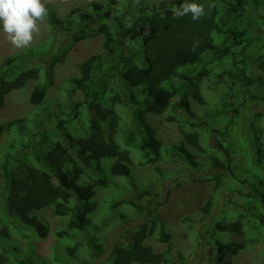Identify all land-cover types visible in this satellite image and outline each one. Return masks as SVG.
Listing matches in <instances>:
<instances>
[{
	"label": "trees",
	"instance_id": "1",
	"mask_svg": "<svg viewBox=\"0 0 264 264\" xmlns=\"http://www.w3.org/2000/svg\"><path fill=\"white\" fill-rule=\"evenodd\" d=\"M42 2L52 34L63 29L72 39L50 59L28 47L0 62V108L9 93L31 82V108L24 116L0 122V137L8 134L0 158L5 178L0 188V264H32V250L17 256L13 236L43 240L50 233L58 243L64 241L59 245L65 255L53 253L64 264H169L172 235L158 213L166 199L158 200V193L147 187L124 197L123 189L114 187L110 199L96 200L98 190L116 186L115 178L136 187L132 150L141 166L156 164L164 155L181 161L183 168L195 170L203 163L215 169L189 178L212 182L213 190L222 185L219 194L230 193L231 206L211 214L214 224L199 230L200 235L210 230L213 264H227L262 242L257 236L249 239L251 245L226 237L244 238L255 228L243 221L245 213L235 210L253 213L258 207L252 199L264 205V116L241 109L264 106V0H197L205 8L197 21L190 15L173 18L171 9L183 0L159 8L147 0H93L87 7L99 24L74 28ZM98 34L103 36L102 52L85 58L78 74L66 79L62 99L48 98L56 65L65 62L73 44ZM31 58L40 65H28ZM77 89L82 99L74 98ZM149 113L174 124L179 138L161 141L147 120ZM155 168L159 175L162 170ZM104 205L108 211L111 206L132 207L145 216L133 226L129 243L108 249L99 229L116 221L112 213L99 211ZM215 205L216 195L210 194L200 212L210 214ZM44 212L63 224L51 230ZM118 216L119 223H128L124 214ZM259 216L263 228L264 213ZM72 233L86 241L74 240ZM260 235L264 237V229ZM151 237L166 249L156 251L148 242ZM80 249L84 259L79 260ZM262 253L256 264H264V248Z\"/></svg>",
	"mask_w": 264,
	"mask_h": 264
},
{
	"label": "rangeland",
	"instance_id": "2",
	"mask_svg": "<svg viewBox=\"0 0 264 264\" xmlns=\"http://www.w3.org/2000/svg\"><path fill=\"white\" fill-rule=\"evenodd\" d=\"M42 1L47 3V5L54 10L56 17L58 16L64 22L69 20L72 23V28H74L76 24H80L83 27H93L99 24L96 17L97 15L87 7L88 3L93 0ZM171 1L173 0H147L148 3H153L157 8L164 7ZM94 17H96V20L93 19ZM47 19L48 17L46 15L36 22L38 32L33 33V40L27 47H14L9 42L6 34L0 32V62L6 56L15 51L28 47H31V50L33 51L45 52L47 59L55 56L57 51L68 44L72 38L71 34L63 29H56L54 36L50 31L51 29ZM102 42L103 36L102 34H98L92 38L78 41L71 46L66 54L65 62L57 64L54 68V84L48 90V98L56 100L62 99L63 93L61 87L65 84L66 79L78 74L79 66L85 58L92 54H99L102 52ZM40 62L41 61L36 58H31L27 64L38 66L40 65ZM30 83L31 82L28 83L29 85L27 84L29 87L27 86L21 91H12L6 96L5 104L0 108V122L24 116L31 108L28 101ZM203 91L207 92V89L203 87ZM74 98L82 99V90L77 89L74 93ZM193 105L195 111H201L200 105ZM241 109L242 113L247 115L259 111L263 113L264 116V106L261 105L250 104V107L246 108L242 106ZM164 114H166V112ZM147 120L154 126L156 135L161 141H176L179 138L178 130L174 124L165 122L161 120L159 116L151 113L147 114ZM7 139L8 134L6 133L0 137V158L2 157L3 145ZM132 152L135 162L133 176L136 181V187L132 188L127 179L121 180L115 178L116 186L113 184L114 186L111 188L97 191V202L101 203L104 198L110 199L111 195L116 193L114 187L123 189V193L125 194L124 197L130 195L137 196L144 187H147L152 192H157L158 200L166 199L164 204L158 209V213L165 221L167 230L170 231L172 235L170 240L172 248L169 253V264H182L181 260L185 262L187 261L185 264H213L215 262L214 249L208 243L211 239V234L208 233L210 230L203 235L199 234V230L203 229L212 221L211 214L220 212L226 204H228L227 206H231L229 203L230 193L224 192L219 194V189L222 185L213 190L212 182H192L189 178L190 176L202 175L204 173H213L215 169L210 167L205 168L203 163H201L195 170H192L191 168H183V163L181 161H178L173 157L167 159L164 155L161 157L163 159L159 158L156 164L141 166L137 163V155L134 150H132ZM155 167H159L162 170L159 175H156ZM1 171L2 170H0V188L4 185L5 181ZM243 189H247L246 186H243ZM210 194L216 195V205L212 207L210 214H204L200 212V207ZM142 199L144 198H141L140 200ZM234 199L238 200L237 202H240L239 196L236 194H234ZM252 204H256L258 207L253 213L242 211V209L234 211L235 214L241 211L247 215L242 219L245 223L255 226L254 229L251 228V234H246L244 238L243 236L233 234L232 236H227V239L236 241L244 239L246 245H251L249 244V239H252L253 236H257L260 238L259 240L264 242V237H261L260 235L261 229H264V227L262 228V226H259L262 225L259 215L260 213H264V205L261 206L259 204L260 206H258L253 199ZM1 205L2 204L0 203V206ZM106 207L107 206L103 209L101 208L99 211L105 213L103 210H106L107 212L108 210ZM238 208H241V206L239 205ZM108 212L112 213L111 217L116 222L110 226H104L99 229V234L105 241L108 249L112 248L117 243H129L133 234V226L139 224L145 216H139L137 211L132 207H123L121 205H118L117 207L111 206ZM119 213L124 214L125 219H128V223H119L120 217H117ZM1 214H3V209L1 210ZM44 214L49 220V227L51 230L63 224V219L50 216L48 215V212H44ZM215 220L216 219L214 218L211 226L214 224ZM13 238L17 242V256L27 255L32 250V254H30L32 264H64L62 260L57 262V260H54L53 258L54 250H56L62 257L65 255V250L63 246H61L64 241L60 240L58 243L52 233L43 240H38L36 238L26 240L23 238L21 239L18 236H13ZM71 238L77 241H86V238L83 235H77L75 233H72ZM148 242L156 251L166 249V244L156 241L154 237L149 238ZM262 242L259 241L253 246L246 247L227 264H256L260 262L263 257L262 252L264 248ZM82 251L83 250L80 249L78 253L77 258L79 260L80 257L81 259H84V256L81 255ZM224 259L228 261L229 257L226 256Z\"/></svg>",
	"mask_w": 264,
	"mask_h": 264
},
{
	"label": "clouds",
	"instance_id": "3",
	"mask_svg": "<svg viewBox=\"0 0 264 264\" xmlns=\"http://www.w3.org/2000/svg\"><path fill=\"white\" fill-rule=\"evenodd\" d=\"M173 18L189 16L197 21L205 15V8L197 0H183L171 9ZM47 15L42 0H0V32L6 34L16 48L27 47L38 32L37 21Z\"/></svg>",
	"mask_w": 264,
	"mask_h": 264
},
{
	"label": "bare ground",
	"instance_id": "4",
	"mask_svg": "<svg viewBox=\"0 0 264 264\" xmlns=\"http://www.w3.org/2000/svg\"><path fill=\"white\" fill-rule=\"evenodd\" d=\"M223 68V67H222Z\"/></svg>",
	"mask_w": 264,
	"mask_h": 264
}]
</instances>
